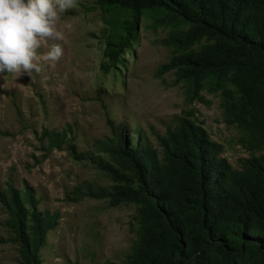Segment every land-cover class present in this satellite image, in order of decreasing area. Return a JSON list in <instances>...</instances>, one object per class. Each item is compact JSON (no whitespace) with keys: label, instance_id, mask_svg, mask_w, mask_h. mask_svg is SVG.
Returning <instances> with one entry per match:
<instances>
[{"label":"rangeland","instance_id":"rangeland-1","mask_svg":"<svg viewBox=\"0 0 264 264\" xmlns=\"http://www.w3.org/2000/svg\"><path fill=\"white\" fill-rule=\"evenodd\" d=\"M105 17L96 0H77L58 20L63 39L37 49L39 72L0 73V264H123L137 240V205L109 202L114 181L100 165L121 168L111 148L122 136L161 152L159 139L186 120L234 169L264 153L226 122L218 92L188 100L174 70L161 69L172 26L141 16L112 57ZM52 43L63 48L55 62L43 58Z\"/></svg>","mask_w":264,"mask_h":264},{"label":"trees","instance_id":"trees-1","mask_svg":"<svg viewBox=\"0 0 264 264\" xmlns=\"http://www.w3.org/2000/svg\"><path fill=\"white\" fill-rule=\"evenodd\" d=\"M96 2L111 26L106 54L128 46L141 16L172 26L161 69L174 70L188 100L218 92L226 122L264 147V0ZM122 137L111 148L121 168L100 165L114 181L109 202L137 205V240L123 264H264V153L234 169L186 120L159 139L161 152Z\"/></svg>","mask_w":264,"mask_h":264},{"label":"clouds","instance_id":"clouds-1","mask_svg":"<svg viewBox=\"0 0 264 264\" xmlns=\"http://www.w3.org/2000/svg\"><path fill=\"white\" fill-rule=\"evenodd\" d=\"M75 7L77 0H0V73L39 72L37 49L44 39H63L58 20ZM62 55V45L52 43L43 58L55 62Z\"/></svg>","mask_w":264,"mask_h":264}]
</instances>
